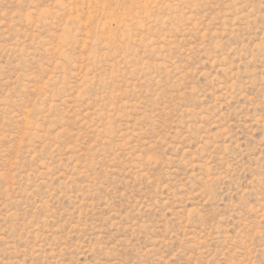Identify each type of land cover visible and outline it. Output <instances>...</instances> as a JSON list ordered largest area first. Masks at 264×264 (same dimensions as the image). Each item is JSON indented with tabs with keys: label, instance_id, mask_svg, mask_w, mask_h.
Returning <instances> with one entry per match:
<instances>
[{
	"label": "rangeland",
	"instance_id": "obj_1",
	"mask_svg": "<svg viewBox=\"0 0 264 264\" xmlns=\"http://www.w3.org/2000/svg\"><path fill=\"white\" fill-rule=\"evenodd\" d=\"M0 264H264V0H0Z\"/></svg>",
	"mask_w": 264,
	"mask_h": 264
}]
</instances>
